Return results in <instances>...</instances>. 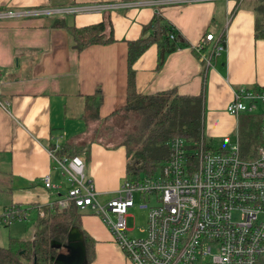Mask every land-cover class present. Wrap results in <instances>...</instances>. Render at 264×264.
<instances>
[{"label":"crops","instance_id":"crops-1","mask_svg":"<svg viewBox=\"0 0 264 264\" xmlns=\"http://www.w3.org/2000/svg\"><path fill=\"white\" fill-rule=\"evenodd\" d=\"M164 1L171 3L159 6ZM256 1L0 0V10L25 13L0 20V214L11 206L28 213L26 221L0 226V248L11 239L32 242L38 211L66 194L69 185L50 155L55 147L83 159L88 155L85 173L99 200L107 202L119 191L126 179V149L104 140V125L125 105L128 44L141 38L154 14L180 34L186 47L169 54L160 68L155 45L142 53L133 65L137 93L173 90L184 97L202 95L203 136L231 139L237 121L226 108L234 91L264 88V40L254 37ZM67 8L80 11L43 13ZM60 23L63 26H56ZM98 23H104L106 35L112 31L113 42L77 51L69 28ZM207 34H213L214 44L224 40V51L209 65L203 57L213 42L198 49ZM98 95V109L93 103L88 110L87 99ZM45 176L54 188H44ZM78 214L93 246L88 264H131L97 216ZM66 243L67 239L56 244Z\"/></svg>","mask_w":264,"mask_h":264},{"label":"built area","instance_id":"built-area-1","mask_svg":"<svg viewBox=\"0 0 264 264\" xmlns=\"http://www.w3.org/2000/svg\"><path fill=\"white\" fill-rule=\"evenodd\" d=\"M79 11L67 8L43 13L74 15ZM24 16L0 10V20ZM213 41V34H207L198 49ZM223 49V39L213 42L204 63L209 65ZM258 105L264 107V88L242 87L234 91L226 112L238 121L241 114H252ZM258 129L261 144L244 156L238 129L236 141L224 137L220 149L206 144L203 136L194 143L173 137L166 143L170 157L160 169V178L138 183L125 180L107 202L99 200L83 160L76 156L56 159V147L50 152L51 159L69 188L49 209L74 207L78 212H92L131 264L264 263V113L259 115ZM43 184L46 190L54 188L49 176L43 178ZM135 194L144 201L139 208L147 211L140 237L129 236L126 225ZM38 212V218H46L44 212ZM27 219L26 211L11 206L0 214V226Z\"/></svg>","mask_w":264,"mask_h":264},{"label":"trees","instance_id":"trees-1","mask_svg":"<svg viewBox=\"0 0 264 264\" xmlns=\"http://www.w3.org/2000/svg\"><path fill=\"white\" fill-rule=\"evenodd\" d=\"M121 1L137 3L142 0ZM253 9L255 12L254 37L264 40V0H257ZM56 26H63V23L56 24ZM69 29L76 43L77 51H82L90 45H107L114 40L112 31L108 35L105 34L104 23L82 28L70 27ZM181 39L180 34L168 22L159 14H154L149 24L142 28L141 38L128 44L127 97L123 108L115 111L111 117L122 116L133 119V125L125 134L122 142L128 161L125 180L129 183H138L144 181L145 178H156L161 167L169 161L170 153L166 146L169 139L181 137L194 143L200 141L203 136L204 100L202 95L184 97L177 95L173 90H166L154 95L142 96L137 93L135 87L133 65L141 54L150 46L155 45L158 50L157 67L160 68L169 54L186 47ZM87 102L88 110L94 104L97 105L95 107L97 110L101 103V97L100 95L95 96L92 100L87 99ZM251 132L240 130L242 156L253 151L249 146L257 132L256 134ZM75 156L80 158L78 154H67L61 147L54 152L56 159ZM81 159L86 164L88 155L85 154L84 159ZM63 178L66 181V178ZM43 212H45L46 218H38L34 223L33 241L26 243L16 239L9 240L6 248H0V264H53L52 259L58 252L51 248V243L65 244L67 234L72 227L78 228L83 233L87 260L90 262L93 246L89 237L81 229L80 215L77 209L74 207L63 211L45 209ZM26 215L28 216L27 212Z\"/></svg>","mask_w":264,"mask_h":264},{"label":"rangeland","instance_id":"rangeland-1","mask_svg":"<svg viewBox=\"0 0 264 264\" xmlns=\"http://www.w3.org/2000/svg\"><path fill=\"white\" fill-rule=\"evenodd\" d=\"M262 113H264V107L261 105H258L257 109H255V111L252 114H249V115L241 114L237 121L236 128L239 131L238 141L240 144H241V134H240L241 129L242 131L243 130L244 131L247 130L249 132L252 131L251 133H254V134H256L257 132L256 137L254 138V140L251 142V145L249 146L251 147L250 150L257 148L261 144V140L259 138L258 127H259V115ZM204 123H206V109H205ZM132 125H133L132 117H129L128 119L122 116L114 117L112 120L108 122V125H104L108 131H107L106 136H103V138L105 141H107V143L110 146L118 144V143H122L124 141L125 134L131 129ZM222 139L223 138L216 139L217 141H213L212 139L204 136V141L206 144H209L211 146L213 145L214 147H217L218 149L223 148ZM231 139H232L231 140L232 142H235L236 136L234 135ZM210 140H212L213 142ZM85 167H86V164H85ZM156 177L160 178L159 172L157 173ZM133 200H134V207L127 211L126 225H127V229L130 230V232L128 233L129 236L139 237L142 235L139 233V229L146 227L145 223H146L147 211H143L139 208L140 205L144 204V201L137 194L134 195ZM100 201L103 202L104 200H100ZM0 230L2 231V229Z\"/></svg>","mask_w":264,"mask_h":264},{"label":"water","instance_id":"water-1","mask_svg":"<svg viewBox=\"0 0 264 264\" xmlns=\"http://www.w3.org/2000/svg\"><path fill=\"white\" fill-rule=\"evenodd\" d=\"M66 245L51 244L55 250H65V253L57 254L53 264H88L83 233L76 227L70 228L67 234Z\"/></svg>","mask_w":264,"mask_h":264}]
</instances>
